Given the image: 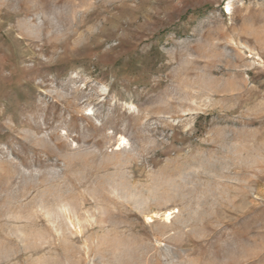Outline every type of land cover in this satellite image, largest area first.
<instances>
[{"label":"rangeland","instance_id":"rangeland-1","mask_svg":"<svg viewBox=\"0 0 264 264\" xmlns=\"http://www.w3.org/2000/svg\"><path fill=\"white\" fill-rule=\"evenodd\" d=\"M0 264H264V0H0Z\"/></svg>","mask_w":264,"mask_h":264},{"label":"bare ground","instance_id":"bare-ground-1","mask_svg":"<svg viewBox=\"0 0 264 264\" xmlns=\"http://www.w3.org/2000/svg\"><path fill=\"white\" fill-rule=\"evenodd\" d=\"M171 212H166L165 214H164V220H168L169 218H170V216H171ZM156 216V215H155ZM149 220V219H148Z\"/></svg>","mask_w":264,"mask_h":264}]
</instances>
